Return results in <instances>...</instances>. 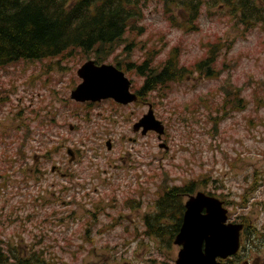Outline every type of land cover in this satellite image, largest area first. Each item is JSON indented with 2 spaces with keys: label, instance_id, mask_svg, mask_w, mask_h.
Masks as SVG:
<instances>
[{
  "label": "rangeland",
  "instance_id": "rangeland-1",
  "mask_svg": "<svg viewBox=\"0 0 264 264\" xmlns=\"http://www.w3.org/2000/svg\"><path fill=\"white\" fill-rule=\"evenodd\" d=\"M224 10L206 7L198 21L199 29L186 32L168 24L162 2L152 0L148 4L144 19L137 22L141 31L132 34L136 41L125 60L138 64L152 56L153 64L160 66L172 47L180 46L181 64L191 67L208 53L211 42L219 41L223 49L217 68L223 70L209 78L197 72L187 74L167 88L168 96L161 93L163 103L149 93L142 99L145 105L125 107V123L111 125L112 136L118 138L111 157L105 145L93 158L88 149L93 135L85 121L86 116L107 108L71 103L69 108L81 114L80 119H72L68 105L61 100L75 87L72 78L77 77L76 85L81 82L77 70L87 60H95L93 55L72 53L0 68V131L6 135L0 137V243L27 253L43 249L51 264H157L178 256L180 246L173 240L166 243L168 237H155L142 228L141 232L125 233L120 227L107 230L104 224L110 219L102 213L97 218L100 223L88 228L93 220L89 209L97 198L94 187L99 193L109 192L106 186L89 179L105 176V170H110L107 160L116 161L123 145L125 198L127 187L142 193L144 205L137 207L141 214L150 212L162 182L168 179L169 186L195 181L193 194L212 192L225 200L229 218L247 215L248 206L240 209L250 203L247 178L252 166L264 162V31L246 28L224 15ZM122 49L114 51L115 60L124 57ZM112 54L103 62L115 64ZM125 73L132 89L141 87L145 77L134 67ZM228 83L242 88L244 107L228 110L215 130L207 109H212L210 103L223 101L220 87ZM205 96L206 100H200ZM103 103L114 107L109 101ZM150 103L156 117L166 125L162 139L156 132L143 135L142 130L136 133L133 129ZM70 124L79 128L71 130ZM99 133L94 146L105 138ZM160 142L167 148L159 147ZM67 148H79L84 156L73 163ZM52 165L74 171L80 183L66 182L52 171ZM244 195L247 201L242 205ZM107 211L115 213L112 208Z\"/></svg>",
  "mask_w": 264,
  "mask_h": 264
},
{
  "label": "trees",
  "instance_id": "trees-1",
  "mask_svg": "<svg viewBox=\"0 0 264 264\" xmlns=\"http://www.w3.org/2000/svg\"><path fill=\"white\" fill-rule=\"evenodd\" d=\"M151 1L0 0V68H7L22 60L36 61L72 53L93 55L100 63L119 48H124L125 54L130 55L131 47L136 41L132 34L141 31L137 22L144 19V10ZM159 1L163 3V15L168 24L186 32L199 29L198 21L206 7H222L225 9L224 15L238 20L246 28L260 27L264 31V0ZM209 15L214 14L209 12ZM222 49L221 42H211L208 53L189 67L181 64L180 46H173L160 66H155L153 57L147 56L140 64L128 63L129 61L125 60V70L135 67L137 74L145 77L139 92L144 96L154 93L155 99L163 103L160 100L161 93L168 96L167 88L171 87L173 82L181 81L189 73L197 72L208 78L218 76L223 70L217 68ZM220 89L224 93L223 101L210 103L212 109H207L215 130L218 121L228 114V110L234 111L244 107L240 86L228 83ZM206 99L207 96L200 100ZM220 111H224L223 116L219 115ZM5 136V133L0 131V137L4 139ZM28 136L27 131L24 137ZM8 161L10 162V159ZM195 186V181L169 186L166 179L160 191L164 193L162 214L152 218L156 219L162 217L165 212L174 211L173 203L180 210V206L184 207L183 196L192 194ZM245 198L246 196H243V203ZM92 218L96 220L95 215ZM148 233L161 239L168 237L166 243L169 244L178 231L169 232L154 228ZM0 264L51 263L45 257L43 249H33L27 253L0 243Z\"/></svg>",
  "mask_w": 264,
  "mask_h": 264
},
{
  "label": "flooded vegetation",
  "instance_id": "flooded-vegetation-1",
  "mask_svg": "<svg viewBox=\"0 0 264 264\" xmlns=\"http://www.w3.org/2000/svg\"><path fill=\"white\" fill-rule=\"evenodd\" d=\"M122 52L124 53V57L121 61L115 60L114 57L116 54L114 52L112 54V58L115 64H109H113L117 67L120 65L121 69L125 73V50H122ZM71 82L73 86L75 85L73 88L75 89L78 85H76L78 82L77 77H74V79L72 78ZM73 89L70 90V92H66V94L61 97V100L63 102L65 101V103L68 105L67 112L69 113L70 118L80 119L81 117V114L75 108H69L71 103H76L80 106H86V108H96L98 105L107 108V111H101L99 114H90L86 116L85 121L86 124L91 128L90 132L93 135V139L91 140L92 144L88 146L89 151H91V153L94 155L91 156L96 158L97 153L100 154V150L103 148V146L106 145L108 148V143H110L111 148H108V150H111L108 152L109 156V153L112 154V151L115 149L116 143L118 141V138H116V136H112V133L110 132L112 122L118 121L119 123H125V107H128L133 103L125 105V103H120L113 98H106L100 101L88 100L79 102L71 97V92ZM132 91L135 92L134 89H132ZM136 93L138 94L139 99L135 103L138 105L141 103L145 105V101L142 100L144 97L143 94L137 91ZM105 101H109L114 107H111L107 103H103ZM69 128L74 130L79 128V126L70 124ZM99 131L105 135V138L101 139L98 143L95 142L96 145L94 146V140L97 138L96 136ZM99 134L102 135L101 133ZM129 140L136 142L137 138L129 137ZM122 148L123 149L121 153L116 157V161L112 162L111 160H107L110 170H105V176H95L89 179L92 183L96 182L106 186L109 192L104 191L105 193H99V188L94 187L97 198L92 200L94 204L91 206V209H89V216L95 215L96 220H92V222L88 224L89 226L85 225V227H94V225H97V222L100 223L97 218H99L102 213L110 219L108 222H106V224H104V227L107 230L120 227L123 233L128 231L141 232V228L144 229V232L153 230L154 228L163 229L169 232H179L183 222L185 207L180 206L181 209L178 210L176 204L173 203L174 211L165 212L162 217H157L156 219L152 218L153 216L162 214V196L164 193L159 192L157 194V198H154L153 200L150 212L145 214H141L139 212V208H137L144 205L142 193L132 192L131 189L127 187V196L125 198V145H123ZM83 156V150L75 148L73 163L81 160ZM52 171L61 175L62 178H64L63 180L68 183H80V178L75 177L74 171L65 172L64 167L61 165H52ZM247 180L250 185V203L245 207H240V209H246L248 206L250 211L246 212L247 215H244L243 213L239 215L235 214L233 219L232 217L228 219L229 222L242 223L244 225L240 235V247L235 255L225 259L219 258L218 261L221 264H264V222L261 221L262 216H264V162L259 163V165L255 164L252 166ZM105 198H107V201ZM223 201L224 203H227L225 200ZM110 208L115 210V213L107 211V209ZM177 257L178 256H170L168 260L169 262L161 261L158 263L176 264Z\"/></svg>",
  "mask_w": 264,
  "mask_h": 264
},
{
  "label": "water",
  "instance_id": "water-1",
  "mask_svg": "<svg viewBox=\"0 0 264 264\" xmlns=\"http://www.w3.org/2000/svg\"><path fill=\"white\" fill-rule=\"evenodd\" d=\"M78 74L83 81L71 93L77 101L113 98L129 104L138 99L131 91V80L114 65H97L94 60H89L79 68ZM142 127L143 134L155 131L159 139L165 133V125L156 117L152 104L134 125L136 131ZM159 146L167 148L164 142ZM108 148H111L110 143ZM68 153L73 155L70 149ZM185 205L182 226L174 240L181 245L176 264H220L217 258L224 259L237 253L243 225L226 222L228 210L219 198L198 191Z\"/></svg>",
  "mask_w": 264,
  "mask_h": 264
}]
</instances>
